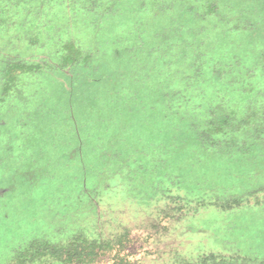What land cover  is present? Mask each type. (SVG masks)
<instances>
[{
    "label": "rangeland",
    "instance_id": "rangeland-1",
    "mask_svg": "<svg viewBox=\"0 0 264 264\" xmlns=\"http://www.w3.org/2000/svg\"><path fill=\"white\" fill-rule=\"evenodd\" d=\"M146 3L147 9L109 20L106 32L113 37L116 27L123 28L120 42L133 41L132 23L139 20L147 23L149 44L157 28L175 18L189 39L195 34L202 44L209 43V53L231 54L239 64L233 69L238 75L260 58L264 64V0H180L199 12L193 17L186 11L181 19L176 4L163 12L154 0ZM213 3L218 10L205 15ZM106 51L105 69L121 68L124 73L116 97L115 86L107 82L80 83L77 76L68 88L58 73L44 75L38 99L29 101L38 100L41 109L29 113L28 107L22 115L13 110L11 132L0 131V261L6 262L16 247L33 237H68L77 226L73 221L80 201L90 196L85 189L97 184V174L104 168L99 183L105 184L98 185L95 199L105 206L134 196L153 197L156 188L163 187L161 205L169 201L183 207L178 232L182 238L174 245L180 252L238 254L249 264H264V150L227 156L202 146L189 107L168 94V86L180 81L161 79L158 73L145 77L149 69L143 64L148 58L145 51L133 57L123 48L120 55ZM259 69L254 90L238 88L237 101L252 99L259 87L264 88V72ZM94 79L88 77L89 82ZM229 197L242 202L220 205ZM128 226L129 239L100 253L99 261L114 264L124 258L130 264H144L147 252L164 248L156 242L162 230ZM48 258L42 260L51 262Z\"/></svg>",
    "mask_w": 264,
    "mask_h": 264
},
{
    "label": "trees",
    "instance_id": "trees-1",
    "mask_svg": "<svg viewBox=\"0 0 264 264\" xmlns=\"http://www.w3.org/2000/svg\"><path fill=\"white\" fill-rule=\"evenodd\" d=\"M154 1L163 12L171 11L176 4L180 19L186 11L199 17L194 5L178 3L180 0ZM146 2L0 0V131L11 132L13 110L19 115L28 107L32 108L29 113L41 109V102L29 101L38 99L36 95L44 83V75L58 73L61 84L68 88L74 85L77 76L80 83L107 82L115 86L114 95L124 73L121 68L106 70L102 57L107 48L118 55L123 48L131 57L140 50L145 51L148 58L143 64L149 67L145 77L148 75L151 79L152 74L158 73L161 79L172 77L180 81L179 85L168 86V94L176 103L189 107L199 144L227 156L238 153L245 156L251 150H264V94H261L264 88L259 87L257 94L244 102L237 101L235 93L238 88L254 90L256 71L260 68L258 72H264L262 58L257 63L259 66L253 64L243 70L245 74L238 75L233 69L239 64L231 54L209 53V43L202 44L195 34L189 39L181 31V20L176 22L175 18L157 28L155 40L149 44L145 43L147 23L141 21V24L139 20L132 23L133 41L120 42L118 37L124 35L123 28L116 27L113 37L106 32L109 20L124 12L147 9ZM217 10V4L213 3L205 15H214ZM87 75L94 76L93 82L88 81ZM254 98L260 100L254 101ZM104 171L103 168L98 172L97 179L102 180ZM99 180L91 189H85L90 196L80 201L73 221L77 226L68 237L59 240L47 235L33 237L16 247L12 256L0 264H52V260L56 264H108L98 260L100 253L128 240L130 224L135 228L163 231L156 236V242L164 248L147 252L144 264H249V260L238 254L189 253L174 248L182 238L178 232L182 230L183 207L172 206L169 201L161 205L158 197L166 195L163 187H157L155 193H158L153 197L134 196L127 202L117 200L105 206V202L95 199L98 185L105 184ZM241 202L240 198L229 197L220 205L233 207ZM47 257L51 262L42 260ZM114 264H130V261L120 258Z\"/></svg>",
    "mask_w": 264,
    "mask_h": 264
},
{
    "label": "snow or ice",
    "instance_id": "snow-or-ice-1",
    "mask_svg": "<svg viewBox=\"0 0 264 264\" xmlns=\"http://www.w3.org/2000/svg\"><path fill=\"white\" fill-rule=\"evenodd\" d=\"M208 2H210V0H208Z\"/></svg>",
    "mask_w": 264,
    "mask_h": 264
}]
</instances>
